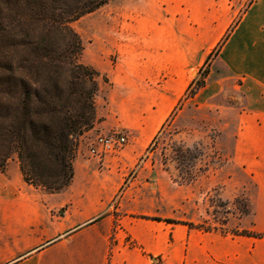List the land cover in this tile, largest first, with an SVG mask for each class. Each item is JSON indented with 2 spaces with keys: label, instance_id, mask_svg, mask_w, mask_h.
<instances>
[{
  "label": "crops",
  "instance_id": "crops-1",
  "mask_svg": "<svg viewBox=\"0 0 264 264\" xmlns=\"http://www.w3.org/2000/svg\"><path fill=\"white\" fill-rule=\"evenodd\" d=\"M243 1L109 0L81 18L79 61L99 75L96 120L61 192L26 184L15 158L0 171V264H264V0L250 3L210 67L211 89L239 82L226 163L189 185L158 165L135 169ZM110 134L125 135L124 148L91 156ZM215 189L248 204L229 223L237 232L195 227Z\"/></svg>",
  "mask_w": 264,
  "mask_h": 264
},
{
  "label": "trees",
  "instance_id": "trees-1",
  "mask_svg": "<svg viewBox=\"0 0 264 264\" xmlns=\"http://www.w3.org/2000/svg\"><path fill=\"white\" fill-rule=\"evenodd\" d=\"M108 1L0 0V171L15 158L48 194L72 181L78 139L96 120L99 75L80 63L72 24Z\"/></svg>",
  "mask_w": 264,
  "mask_h": 264
},
{
  "label": "rangeland",
  "instance_id": "rangeland-1",
  "mask_svg": "<svg viewBox=\"0 0 264 264\" xmlns=\"http://www.w3.org/2000/svg\"><path fill=\"white\" fill-rule=\"evenodd\" d=\"M253 0H244L236 18L216 43L208 59L195 71L185 94L174 107L158 135L146 149L135 169L143 162L158 165L168 171L172 180L180 185H189L207 172L226 163L236 131V115L241 98L236 91L239 82L226 83L217 89L210 85L218 73L210 75V67L220 48L238 24L242 13ZM82 19L72 24L78 34ZM197 82L202 87L197 88ZM204 215L195 227L202 230L237 232L230 222L248 213V204L243 197L226 201L219 197L217 189L206 191L201 204Z\"/></svg>",
  "mask_w": 264,
  "mask_h": 264
},
{
  "label": "built area",
  "instance_id": "built-area-1",
  "mask_svg": "<svg viewBox=\"0 0 264 264\" xmlns=\"http://www.w3.org/2000/svg\"><path fill=\"white\" fill-rule=\"evenodd\" d=\"M127 144V137L122 134L99 135L90 146L91 156L102 158L114 155Z\"/></svg>",
  "mask_w": 264,
  "mask_h": 264
}]
</instances>
